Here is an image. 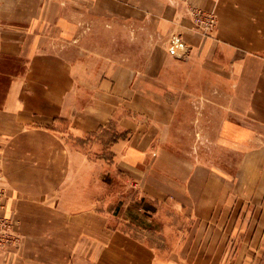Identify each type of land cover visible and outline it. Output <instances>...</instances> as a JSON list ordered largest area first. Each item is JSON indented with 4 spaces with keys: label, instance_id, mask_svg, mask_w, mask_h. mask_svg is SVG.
Wrapping results in <instances>:
<instances>
[{
    "label": "crops",
    "instance_id": "0c3cea01",
    "mask_svg": "<svg viewBox=\"0 0 264 264\" xmlns=\"http://www.w3.org/2000/svg\"><path fill=\"white\" fill-rule=\"evenodd\" d=\"M0 32V264H264V0H0ZM111 166L169 248L115 227Z\"/></svg>",
    "mask_w": 264,
    "mask_h": 264
},
{
    "label": "rangeland",
    "instance_id": "374dc122",
    "mask_svg": "<svg viewBox=\"0 0 264 264\" xmlns=\"http://www.w3.org/2000/svg\"><path fill=\"white\" fill-rule=\"evenodd\" d=\"M213 14L216 21V15ZM237 160L238 157L224 155L223 164H234ZM108 171L107 168L105 173L109 174L107 177L108 180L110 179L113 190L112 204L114 215L117 217L115 227L139 239L145 238V241L151 246H158L163 250L169 248V245H172L171 234L165 232L171 228V211L172 213L174 211L169 206H161L160 201L155 198L152 199L147 195L137 193L134 183L125 176L120 177L112 166ZM1 205L3 206L2 201ZM2 210L0 211V219L2 220L0 222V247L5 246L7 243L9 245L12 239L17 241V238L11 235L13 222L2 215ZM173 217L177 222L181 220L176 214ZM69 261H71L70 258ZM72 262L71 264L74 263Z\"/></svg>",
    "mask_w": 264,
    "mask_h": 264
},
{
    "label": "built area",
    "instance_id": "2783aa9c",
    "mask_svg": "<svg viewBox=\"0 0 264 264\" xmlns=\"http://www.w3.org/2000/svg\"><path fill=\"white\" fill-rule=\"evenodd\" d=\"M186 3H189L190 0H183ZM190 15L193 18L194 24L197 26L199 32L202 36L208 35L215 27V16L212 12H204L197 8H190ZM1 33V32H0ZM6 194L5 191L0 189V211L2 210L3 206L1 205V201L5 198ZM2 220L0 219V222Z\"/></svg>",
    "mask_w": 264,
    "mask_h": 264
},
{
    "label": "bare ground",
    "instance_id": "6f19581e",
    "mask_svg": "<svg viewBox=\"0 0 264 264\" xmlns=\"http://www.w3.org/2000/svg\"><path fill=\"white\" fill-rule=\"evenodd\" d=\"M4 201V200H3Z\"/></svg>",
    "mask_w": 264,
    "mask_h": 264
}]
</instances>
